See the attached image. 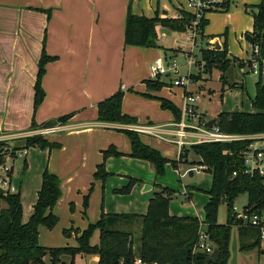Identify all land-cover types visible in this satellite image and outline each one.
Masks as SVG:
<instances>
[{
	"label": "trees",
	"instance_id": "1",
	"mask_svg": "<svg viewBox=\"0 0 264 264\" xmlns=\"http://www.w3.org/2000/svg\"><path fill=\"white\" fill-rule=\"evenodd\" d=\"M191 17L182 13L180 19H160L138 17L131 14L128 7L124 45L143 48H158V35L156 28H161L184 33L190 26ZM207 24V20L201 23V33ZM264 28V5L261 6L258 16L254 17L253 32L259 34ZM226 36V34H224ZM258 36V35H257ZM201 38H203L200 35ZM214 36L207 38L213 39ZM247 42L252 39L245 34ZM173 51V50H172ZM227 46L225 38L222 43V50L201 49L202 63H205V71L219 69L225 72L230 62L227 57ZM55 57L42 53L38 64L37 74L34 83L33 111L35 112L44 99V91L41 85L42 78L46 71V65L54 61ZM243 67V64L239 65ZM147 80L145 86L149 91H157L165 86L160 80ZM123 92L118 90L110 97L100 101L97 108V121L121 125H136L135 118L122 113L121 106ZM161 108L170 110L175 116V121L180 119V112L168 101L160 99ZM252 112H221L216 117V125L221 132L231 135H256L264 134V85L259 80L255 84V95L252 100ZM72 117L65 115L54 122L44 124L42 128H51L64 125ZM31 127H36L34 120ZM124 133L130 142V157L148 161L154 168V175H163L164 167L168 163L160 153L140 141L139 135L132 130H117ZM246 141L231 143L201 142L184 149L179 154V162H187V155L191 150L199 158V162L190 165L203 167L202 171L211 175L212 186L209 191V201L204 208L206 230L215 244L218 252L214 260L208 255H201L196 258L199 264H227L229 259L230 230L236 226L232 216V207L235 200L242 194L247 197L245 208L249 212L256 213L264 210V178L249 176L243 172V165L240 159V152L246 145ZM4 146L0 142L1 147ZM31 147L57 148L56 144H49L42 136L34 135L26 137L20 146L15 150L28 149ZM120 153L113 148L103 152V160L109 156H119ZM175 163H173L174 165ZM26 169L23 161L22 171ZM235 173V176H233ZM107 177L104 164L97 165L94 178L103 181ZM137 180L131 179L128 185L122 189L115 190L119 194L130 193ZM148 201L147 211L144 215H105L102 214L95 224H89L82 231L69 229L64 232L66 236L75 235L77 246L74 248H45L38 243V229L43 226L52 229L57 223V217L52 213L61 197L59 180L53 174L45 171L42 175L40 190L37 201L33 207V213L26 223L22 222V206L20 201L19 188L14 193L0 195V264H45V257H49L48 264H60L63 256L71 258L73 264L77 255H93L98 257L97 264H179L188 259L189 248L197 238L198 219L193 217H175L169 215V201L175 194L168 188L157 187ZM225 203L227 206V221L224 225L218 224V205ZM139 222V252L137 259L133 253V239L131 233L117 229L119 225H128ZM98 232V243L91 245L93 235ZM239 249L241 251L251 249L259 245L258 233L251 228L237 227ZM253 236L254 242L247 245L246 238ZM182 254L180 260L178 256Z\"/></svg>",
	"mask_w": 264,
	"mask_h": 264
},
{
	"label": "rangeland",
	"instance_id": "2",
	"mask_svg": "<svg viewBox=\"0 0 264 264\" xmlns=\"http://www.w3.org/2000/svg\"><path fill=\"white\" fill-rule=\"evenodd\" d=\"M259 3L260 0H233V4L230 5L227 11L209 14L207 16L208 23L204 27L203 32L201 33L200 30L199 35L196 36V43L198 44L197 47H190L191 43L186 41V37L188 36L187 33L173 34L163 29L162 32H164L165 36H158L159 49H144L145 51H141V54H136L131 59L127 58L125 61V78L123 79L122 84L126 85L125 80H127V78L131 81H134V79L138 77V82H141L144 85V82L147 80H156L152 77V68L155 66L156 61L163 58L167 51L176 49L172 52H180V56L175 59V62L179 66V75L182 77L189 76L190 82L192 84L188 86L187 90L193 94L194 98H196L197 113L201 118V122L207 123L208 121L215 119L221 112H252L251 103L255 95V84L260 80L264 85V70L262 71L261 78H259L258 76L253 75L247 66H239L241 65L240 59H245L248 57L246 50L248 51L249 49L248 43L244 36L240 35L241 33L244 34L253 30V17L251 16L249 10L246 12V6H256ZM202 34L203 38L200 37ZM224 34H226V36ZM212 36L219 37L222 42L225 38L227 50L232 54L231 58L226 57V59L230 62V66L224 73L220 72V70L216 68L211 69V71L207 73L205 71V63H202L200 50L208 48L213 50L212 46L208 44L209 42L207 39ZM182 43H185L184 47L187 50L181 51V49L177 48V46L181 45ZM190 50L192 51V54L189 52ZM186 55H192L191 59L196 62V64H193L189 67L188 62L190 59L187 58ZM121 62L122 56L119 55L118 62L112 64L114 67L109 70L106 76L108 77L109 82L119 81L118 77L120 73L119 69L121 67ZM174 79L175 76L173 75L161 76L158 80L163 82L165 86L157 91H149L147 90L146 86L145 90H137L133 87L127 88L126 91L121 90L125 95L123 96L125 100V110L129 114L124 113L123 110L122 113L129 117L135 118L139 123L138 125L150 126L154 131H160L161 129L169 126L167 123L179 122L180 119L175 121V116L172 111L162 109L160 103V99L166 100L170 102L180 113L182 112L185 90L183 87L172 86L171 84H173ZM118 90H120V88H118L115 92ZM157 111L162 112L160 113V117L157 118L155 116L152 119L149 113L155 114ZM33 116L30 118L31 122L34 120ZM2 118L8 122V119L5 118L4 114H0V119ZM57 119L58 118H56V120ZM95 121H97V116H95ZM147 121H149L151 124H149ZM191 122L192 125L198 123L195 120H192ZM199 124L201 125V123ZM117 130L126 129L112 128L105 129L104 131L120 134L121 132H118ZM8 131L21 132L22 130ZM100 134L106 136L107 138L110 136L108 133L104 134L101 132ZM121 134H123L122 136L124 138V142H126L128 145V152L119 151V149H123L122 146H116L113 143L107 144L105 148L100 150L101 161L99 164H104V169L107 173V177L103 181L96 180L94 178L96 168H93L92 172L88 176V162L83 168L78 169L81 170L79 175H76V177L73 178L68 177L65 179V184L69 186V192L67 193L68 197H64L58 206L52 209V213L57 217V223L52 229H47L46 227L42 226V238L45 242V248L76 247L77 242L76 238L73 236V233L69 236H66L64 232L71 228L74 230H84L89 224H95L102 214L137 216L144 215L145 208H142L143 212H140L141 206L134 203L135 199L133 197V193L131 194V192L135 186L137 189H139L138 198L142 197L141 192L144 190V186L142 185L145 183V179L150 175V173L147 172V168H152L153 172L154 168L146 160L130 157L131 147L129 139L124 133ZM54 136L61 137L64 135L62 133H57L54 135L49 134V136H44V138L47 143L56 144L59 147L52 149L31 147L27 149L25 160L16 159L14 162L13 170L15 174L18 173V171L22 168L23 161H25L26 164V169L23 171L22 175V186L19 188V192L21 193L22 204L26 214L25 219L28 220L33 213V207L37 201V195L41 187L43 173L48 171L51 174L50 163H52L54 158H56L57 166L59 167V160L61 157L59 155L57 156V154L60 153L59 150L62 146L58 140H52V137ZM147 138L149 137H144V140L153 144L157 143V145L163 148V151L166 153L163 155L162 152H160L155 147L149 146L150 148L158 151L160 155L168 161L164 167L163 175L155 177L157 178V187L168 188L175 192L169 201L171 215L175 217H193L204 223V208L209 201V191L212 186L211 175L205 171H197L198 167L195 166V164L190 165L199 161L198 156L191 150L187 155V162H179L180 152L176 144L169 141L159 140L157 138H151L152 140ZM9 140L11 144H9V141L4 140H0V142H3L4 146H9L10 148L20 146L23 142L21 140L19 141L17 138H10ZM82 144L84 146L87 145L88 139L83 140ZM194 144L198 143L193 142L192 145ZM2 148L3 146L1 149ZM72 148L73 146H66V150L63 154H66L67 152L68 155H72ZM109 148H113L115 151L120 153V155L109 156L103 160V152ZM135 161L138 162V166L134 165ZM108 162H110L109 165L112 169H114V171H108ZM123 163L126 170L122 169V171H117L119 165H123ZM173 163L175 164L173 165ZM72 168L66 167L67 170ZM144 168H146V170H143ZM191 171L193 172V175L189 176ZM136 175H139L140 177H135ZM57 179L59 180L60 186L61 179L58 177ZM113 179H115L116 182L110 191V196L108 199H106L107 210L105 211L103 207L106 191L105 185H110L113 182ZM131 179L137 180V182L132 187L130 193L119 194L115 192V190L126 187ZM108 180L109 184L106 183ZM60 191L62 195L61 187ZM137 192L138 191H136V193ZM186 192L189 194L186 195ZM128 200H131V202L128 203ZM246 203L247 197L245 194H242L235 200L234 206L240 211L243 209ZM227 209L228 208L225 203H220L218 205V224L224 225L226 223L228 214ZM117 229L131 233L133 239V253L137 259L141 229L140 223L136 222L131 225H119ZM93 241L98 243V237L94 238ZM254 241V237L251 236L246 238L244 243L250 245ZM181 257L182 254L178 256V260H180ZM70 260V257L63 256L61 258L60 264H70ZM44 263H49L48 256L45 257ZM97 263V259L94 258L93 255H77L73 262V264ZM227 264H264V241H259V245L251 249L241 251L239 249L237 227L232 226L230 230L229 259Z\"/></svg>",
	"mask_w": 264,
	"mask_h": 264
},
{
	"label": "crops",
	"instance_id": "3",
	"mask_svg": "<svg viewBox=\"0 0 264 264\" xmlns=\"http://www.w3.org/2000/svg\"><path fill=\"white\" fill-rule=\"evenodd\" d=\"M185 3L186 0H0V114H4L5 118L8 119V122L3 118L0 119V140L9 141L11 144L10 138L23 141L26 138L23 136H42L39 135V132L45 129L42 128L44 124L54 122L56 118L61 116L72 114L66 124H57L58 130L50 133L51 135L57 133L64 135L52 137V140H58L63 147L57 154L61 157L59 160L60 168L57 166L56 158L50 163L51 174L61 179L62 195L55 208L64 197H68L69 186L65 184V179L79 175L81 170L78 169L87 165V162L89 176L93 168H96L100 163V150L105 148L107 144L113 143L116 146H122L123 149H119V151H129L127 143L124 142L123 134L104 130L112 128L130 130L133 125L95 121L97 104L114 94L118 88L122 91H126L129 87L145 90V85L138 82V77L134 81L127 78L125 80L126 85L122 84L125 78V61L127 58L131 59L134 55L141 54V51H145L144 49H152L124 45L128 7L134 16L147 18L158 16L160 19H175L184 8ZM206 20L208 23V18ZM162 31L163 28L160 26L156 28L158 36H165ZM244 34L241 33L240 36ZM208 42L212 47L218 43L220 46L218 51L222 50L223 42L219 37L208 39ZM185 43L178 45L177 48L181 51L187 50L184 47ZM172 50L164 54L163 58L166 61H175L180 56V52L173 53ZM43 52L56 59L46 65V71L41 81L45 96L34 112L33 87L37 74V64ZM119 55L122 56L119 81L109 82L106 76L109 70L114 67L112 64L118 62ZM227 57H232L229 51ZM123 96L125 95L123 94ZM121 110L129 114L125 110L124 97ZM160 113L162 112L157 111L155 114L149 113V115L152 119L155 116L159 118ZM31 116L35 120L36 127L34 128L30 124ZM138 124L137 122L136 125ZM149 124L151 123L149 122ZM167 124L169 126L158 131L165 139L163 141L175 139L173 123ZM101 132L108 133L110 136L107 138L100 134ZM138 135L139 138L142 137L140 139L144 144L155 147L163 155L166 154L157 143L153 144L144 140V137H149L147 138L149 140L157 137L148 134ZM44 136L47 137L49 134ZM85 139H88V144L84 146L82 142ZM196 140L194 134L185 138V141L189 143ZM66 146H73L72 155H68L67 152L63 154ZM190 146L187 145L185 149ZM109 163L107 164L108 171H114ZM134 163L136 166L139 165L137 161ZM66 167L73 168L67 170ZM122 169L126 170L124 163L119 165L117 171H122ZM147 172L150 175L145 179L146 181L142 186L148 185L149 190L144 189L140 198H138L139 189L135 186L131 192L135 199L134 203L141 206L140 212H143L142 208H145V213L149 199L155 192H158L157 178L153 169L149 167ZM13 174L14 176L17 175L14 171ZM192 175L193 172L191 171L189 176ZM135 177L139 178L140 176L136 175ZM112 181L110 185H105V200L103 201L105 211L107 210L106 199L110 196V191L116 180L113 179ZM106 183L109 184V180ZM21 186L22 176L19 188ZM136 191L138 192L136 193ZM20 201L22 222L26 223L28 219H25L26 214L21 193ZM130 202L131 200H128V203ZM168 212L171 215L170 207ZM42 228L41 226L38 229V243L45 247ZM73 236L75 237L74 234ZM98 236V232L93 235L90 241L91 245L97 244L93 240ZM93 257L98 262V257Z\"/></svg>",
	"mask_w": 264,
	"mask_h": 264
},
{
	"label": "built area",
	"instance_id": "4",
	"mask_svg": "<svg viewBox=\"0 0 264 264\" xmlns=\"http://www.w3.org/2000/svg\"><path fill=\"white\" fill-rule=\"evenodd\" d=\"M233 4V0H186L184 8L177 15V19L182 17V13H187L191 17L190 26L187 28L186 41L191 43L190 47H197L196 36L200 33L201 23L207 19V16L211 13L227 11L230 5ZM264 5V0H260V3L256 6L247 5L246 12H250L251 16H258L261 6ZM254 7V9H253ZM250 36L252 41L248 43V51L246 53L248 57L240 59L244 66H247L249 71L261 78L262 71L264 70V28L259 34H254L253 30L245 33ZM245 34L243 35L245 38ZM258 35V36H257ZM246 40V39H245ZM213 49V47H212ZM189 52L192 51L190 50ZM192 55H186L190 59L188 62L189 67L196 64L191 59ZM175 76L173 80L174 87L184 88V100L183 110L180 113V120L177 123H173L174 128L173 135L175 139L166 140L176 144L181 153L187 145H192L193 142H186L185 138L191 134L195 135L197 139L195 142H215V143H231L238 141H246V145L240 152V159L243 165V172L249 176H258L264 178V134L256 135H231L225 134L215 124L210 129L206 128L207 123L201 122V118L197 113L196 98L193 97L187 89L190 84L189 76L182 77L179 75V66L173 61H166L164 58L158 59L155 66L152 68L153 79L160 78L161 76ZM192 120L198 123L192 125ZM201 123V125L199 124ZM58 130V126L53 128H45L39 132V135H47ZM132 131L138 134L153 135L157 138H162L158 131H154L150 126H131ZM31 136V135H30ZM23 136V137H30ZM9 146H3L0 152V189L6 193H14L15 188L12 184L14 178L13 167L16 159H25L27 155V149L13 150ZM13 155V157H12ZM5 159V160H3ZM196 170V169H194ZM202 171L203 167H198L197 171ZM235 176V173H233ZM188 194L187 192L185 193ZM232 216L236 222V227L251 228L257 231L259 241H264V210L256 213L249 212V209L243 207L242 210H238L234 205L232 207ZM215 250V244L211 240L210 235L206 230V224L198 220L197 238L194 244L189 248V255L187 260L181 261L179 264H199L196 258L201 255L210 256Z\"/></svg>",
	"mask_w": 264,
	"mask_h": 264
},
{
	"label": "water",
	"instance_id": "5",
	"mask_svg": "<svg viewBox=\"0 0 264 264\" xmlns=\"http://www.w3.org/2000/svg\"><path fill=\"white\" fill-rule=\"evenodd\" d=\"M219 48H220V46H219L218 43L216 45H214V47H213V49L216 50V51H218ZM216 122H217L216 118L208 121L207 124H206V128L210 129L211 127H213L216 124ZM190 174H191V172H190ZM21 176H22V168L18 171L17 175L14 176V178L12 179V184H13V187L15 188V190L19 188L20 181H21ZM149 188L150 187L148 185H146L144 187V189H146V190H149ZM0 195H4V191L2 189H0ZM217 256H218V252L215 249L212 252V254L210 255V257L212 259L216 260ZM114 264H120V262L119 261H115ZM149 264H151V263H149Z\"/></svg>",
	"mask_w": 264,
	"mask_h": 264
}]
</instances>
